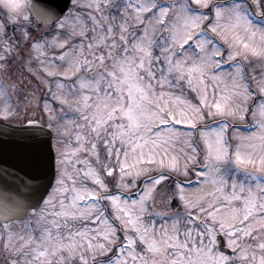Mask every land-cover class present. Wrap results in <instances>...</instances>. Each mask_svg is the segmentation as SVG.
<instances>
[{
  "label": "snow or ice",
  "instance_id": "1",
  "mask_svg": "<svg viewBox=\"0 0 264 264\" xmlns=\"http://www.w3.org/2000/svg\"><path fill=\"white\" fill-rule=\"evenodd\" d=\"M0 264H264V0H0Z\"/></svg>",
  "mask_w": 264,
  "mask_h": 264
},
{
  "label": "flooded vegetation",
  "instance_id": "2",
  "mask_svg": "<svg viewBox=\"0 0 264 264\" xmlns=\"http://www.w3.org/2000/svg\"><path fill=\"white\" fill-rule=\"evenodd\" d=\"M13 71H17V67H14V68H13Z\"/></svg>",
  "mask_w": 264,
  "mask_h": 264
}]
</instances>
